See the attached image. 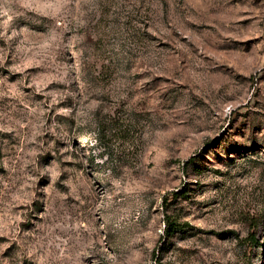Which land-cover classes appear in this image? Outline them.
<instances>
[{"label":"rangeland","instance_id":"374dc122","mask_svg":"<svg viewBox=\"0 0 264 264\" xmlns=\"http://www.w3.org/2000/svg\"><path fill=\"white\" fill-rule=\"evenodd\" d=\"M0 264H264V0H0Z\"/></svg>","mask_w":264,"mask_h":264},{"label":"trees","instance_id":"16d2710c","mask_svg":"<svg viewBox=\"0 0 264 264\" xmlns=\"http://www.w3.org/2000/svg\"><path fill=\"white\" fill-rule=\"evenodd\" d=\"M180 225L174 221L171 218H167L166 220V233L167 235H173L178 229H179Z\"/></svg>","mask_w":264,"mask_h":264}]
</instances>
